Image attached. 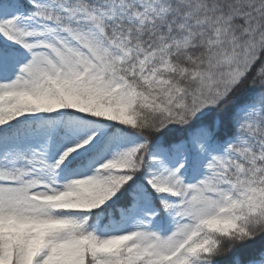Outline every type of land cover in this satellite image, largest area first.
Here are the masks:
<instances>
[{
  "label": "snow or ice",
  "instance_id": "6c2138e0",
  "mask_svg": "<svg viewBox=\"0 0 264 264\" xmlns=\"http://www.w3.org/2000/svg\"><path fill=\"white\" fill-rule=\"evenodd\" d=\"M0 264H264V0H0Z\"/></svg>",
  "mask_w": 264,
  "mask_h": 264
}]
</instances>
